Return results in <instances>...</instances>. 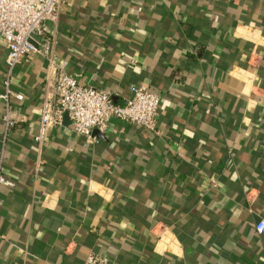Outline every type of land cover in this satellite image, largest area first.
I'll return each instance as SVG.
<instances>
[{"label": "crops", "instance_id": "0c3cea01", "mask_svg": "<svg viewBox=\"0 0 264 264\" xmlns=\"http://www.w3.org/2000/svg\"><path fill=\"white\" fill-rule=\"evenodd\" d=\"M47 33L78 84L157 93L159 134L62 122L37 144L52 76L23 57L21 99L0 98V264H264V0H62Z\"/></svg>", "mask_w": 264, "mask_h": 264}, {"label": "built area", "instance_id": "2783aa9c", "mask_svg": "<svg viewBox=\"0 0 264 264\" xmlns=\"http://www.w3.org/2000/svg\"><path fill=\"white\" fill-rule=\"evenodd\" d=\"M62 0H0V42L6 48L4 78L0 98L8 95L21 99L20 93L12 94L9 78L14 67L23 57L37 54L46 61V72L51 75V96L40 108L37 132L32 140L42 143L50 126L61 125L63 113L69 120L71 131L86 139L92 138V130H105L109 119L139 126L152 135H158L157 115L159 95L145 84L129 86V95L123 104L113 101L109 90L92 85L78 84L76 74L67 72L65 60L57 58L47 36L48 24L56 21ZM5 129L12 121L7 112L2 116ZM3 148L0 149V160ZM11 181L0 174V185H11ZM256 232L264 230V212L254 223ZM82 264H111L101 254L90 252Z\"/></svg>", "mask_w": 264, "mask_h": 264}, {"label": "water", "instance_id": "95a60500", "mask_svg": "<svg viewBox=\"0 0 264 264\" xmlns=\"http://www.w3.org/2000/svg\"><path fill=\"white\" fill-rule=\"evenodd\" d=\"M63 123H65V124H68L69 123V120L67 119L65 113H63ZM91 133H92V135H94L96 137H101V135L97 132L96 129H93Z\"/></svg>", "mask_w": 264, "mask_h": 264}]
</instances>
